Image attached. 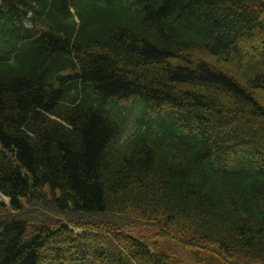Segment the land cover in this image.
<instances>
[{
  "label": "trees",
  "instance_id": "16d2710c",
  "mask_svg": "<svg viewBox=\"0 0 264 264\" xmlns=\"http://www.w3.org/2000/svg\"><path fill=\"white\" fill-rule=\"evenodd\" d=\"M0 195V264H264V0H0Z\"/></svg>",
  "mask_w": 264,
  "mask_h": 264
},
{
  "label": "rangeland",
  "instance_id": "374dc122",
  "mask_svg": "<svg viewBox=\"0 0 264 264\" xmlns=\"http://www.w3.org/2000/svg\"><path fill=\"white\" fill-rule=\"evenodd\" d=\"M135 125H137V122H136V111L135 110H132V112L130 113V117L128 119V122L126 123V127H125V130H124V138L125 137H128V136H131L132 133L134 132L135 130ZM48 216L50 218L52 217H55L56 214L54 213H51L49 212ZM84 228H81V227H76L75 231H82ZM155 229L151 228V227H146L144 229V233L148 236H152V232H154ZM163 243L165 244H168V245H171L172 247H175L177 248V250L179 251L180 255L184 256V248L180 245V244H175L174 242H171V241H162ZM188 257V256H187ZM187 262H189V264H192L194 263V258L190 257V259H186ZM196 264V263H195Z\"/></svg>",
  "mask_w": 264,
  "mask_h": 264
}]
</instances>
